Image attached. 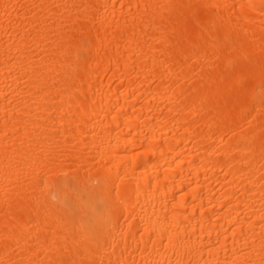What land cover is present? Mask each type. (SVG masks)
<instances>
[{"label": "bare ground", "instance_id": "obj_1", "mask_svg": "<svg viewBox=\"0 0 264 264\" xmlns=\"http://www.w3.org/2000/svg\"><path fill=\"white\" fill-rule=\"evenodd\" d=\"M0 264H264V0H0Z\"/></svg>", "mask_w": 264, "mask_h": 264}]
</instances>
